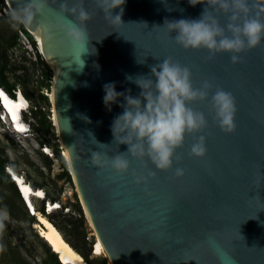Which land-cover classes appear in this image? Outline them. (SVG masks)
Masks as SVG:
<instances>
[{"label": "water", "instance_id": "obj_1", "mask_svg": "<svg viewBox=\"0 0 264 264\" xmlns=\"http://www.w3.org/2000/svg\"><path fill=\"white\" fill-rule=\"evenodd\" d=\"M7 1L11 10L24 3ZM62 2L49 0L51 13L36 17L29 29L52 66L56 133L104 256L111 264H264V42L233 64L229 53L185 50L175 42L174 32L158 28L165 19H199L204 4L125 0L122 23L114 27L96 0H88L83 6L91 15L86 23L89 52L83 53L63 43L58 28L50 39L35 32L39 25L56 24L55 5L60 8ZM74 2L67 0L69 7ZM118 14L120 9L112 10L113 16ZM215 15L226 27L228 17ZM167 58L191 70L194 87L207 80L212 92L222 88L232 93L237 112L229 134L214 120L212 93L208 101L191 104L208 121L204 132L195 134L206 136V156L190 155L194 136L188 135L176 151L180 162L174 160L173 168L164 172L132 159L128 146L114 141L111 125L123 109L113 104L108 111L103 86L115 83L118 92L130 89L137 96L141 90L126 76H149L151 66ZM94 151L109 157L124 153L129 172L116 176L94 165ZM176 167L185 170L183 176L174 175ZM133 171L156 175L137 184Z\"/></svg>", "mask_w": 264, "mask_h": 264}, {"label": "clouds", "instance_id": "obj_2", "mask_svg": "<svg viewBox=\"0 0 264 264\" xmlns=\"http://www.w3.org/2000/svg\"><path fill=\"white\" fill-rule=\"evenodd\" d=\"M96 2L99 10H103L105 18L114 27L122 23L125 0ZM188 3L193 7L198 4L206 5L199 19H165L163 27H158L166 28L169 33L174 32L175 42L183 49L207 50L210 56L229 53L231 62L236 64L241 61L242 53L255 49L264 42V0H188ZM83 4L84 0H76L69 7L67 0H63L57 12L56 24L39 25L35 28L36 34L50 39L53 28H58L63 32V43L88 53L86 23L91 19V15ZM48 6L49 0H24L21 6L10 10L13 27H32L36 17L43 15ZM114 9H120V14L113 16ZM215 13H223L228 17L226 27L220 26ZM69 16L71 19H68ZM126 79L141 90L139 95H131L130 89L118 92L115 83L103 86V103L108 111H111L113 104L123 109L122 113L114 118L111 132L114 141L128 146V156L142 163H150L156 171H169L173 168L174 160L176 163L180 162L181 158L176 155V151L183 147L188 135L194 136L190 155L201 159L206 156V136L195 134L203 133L208 127V121L203 112L194 110L190 105L208 101L210 93V104L218 127L229 134L235 130L237 107L232 93L222 88H216L212 92L213 84L207 80L199 88L194 87L191 70L171 58L151 66L149 76H126ZM0 92L7 94L2 87ZM121 98L123 103H120ZM3 106L8 110L5 102ZM1 115L2 113L0 122L6 127ZM10 116L12 117L11 114ZM96 144L106 145L97 141ZM92 163L101 169H111L116 176H123L130 169V160L124 153L109 157L107 153L94 151ZM156 171L148 172L147 176L133 171L132 176L137 184L146 183L149 177L156 175ZM184 173L183 168H175V176L180 177ZM10 178L14 182L15 179L11 176ZM15 183L17 184L16 180ZM36 199L41 200L43 211L39 209L41 205L35 204L34 207L46 217L50 215L45 205L48 197L42 194ZM24 200L28 213L36 218L32 206Z\"/></svg>", "mask_w": 264, "mask_h": 264}, {"label": "rangeland", "instance_id": "obj_3", "mask_svg": "<svg viewBox=\"0 0 264 264\" xmlns=\"http://www.w3.org/2000/svg\"><path fill=\"white\" fill-rule=\"evenodd\" d=\"M2 3L4 5V0H2ZM7 11L10 13V10L8 8ZM16 29L17 27H13V22L11 21L10 15L6 12L0 11V35L12 36ZM24 44H26V46L29 45L25 38L23 40V37L18 31L15 45L7 50L10 64L15 68V71L18 75L23 76L24 74L28 76V78L30 79V86H36L41 81L46 82L44 76L42 75V72L46 68L51 69L50 77H52V68L46 63L45 60L43 64L40 56L34 51V49L29 50L28 46L25 47ZM9 78L12 80V76L10 74ZM43 106L46 107V104L43 103ZM28 117L31 118L30 121L31 124H33L34 119L31 117L30 113H26L24 115V118ZM7 126L8 128H6L0 122V157H5L8 160L7 164L12 165L18 172H23L26 176V179H29L31 183H34L39 187L42 185L48 186L56 199H58L63 205L70 206V208L77 211L75 205L80 206V199L78 193L76 192L75 184L71 180V178L70 180H67L64 177H56V175L60 173L59 161L57 159V152L52 146H50V144H46L51 148L54 155L53 158H50L47 155V157L51 159L50 167H48L43 161L42 154L38 149L39 141H41L43 138L42 132H37L35 131V129H33L34 138L24 140L21 137H15L13 133H11L9 125ZM46 138L49 139V142L51 144L58 143L54 128L51 129L50 134H48ZM58 153L60 154V150L58 151ZM6 200H9L10 202H6ZM20 200L24 205L21 196ZM20 200L11 189H9L5 185H0V223L5 229L6 234L8 235V239L11 241V244L13 246H17L22 255H24L29 261H31L32 264H43V261L46 257L45 249L39 239H34L30 235L28 221L22 216V211L20 210ZM34 201L38 206L42 204L41 200L39 199H34ZM7 203H11V205L13 204L12 208L15 210L14 216L9 214V212L4 208L3 205H6ZM60 212L63 213V211L56 210L50 215H52L53 219L60 226H62L63 217ZM35 224H32L31 227L34 228ZM84 228L86 229L87 241L89 242V244L94 243L96 239L95 233L86 221L84 222ZM62 229L70 240L77 244V246L84 249V246L72 236L70 230H68L67 228ZM5 249L6 248H3L2 250L5 251ZM102 255L104 256V254H93L90 257L95 258L96 256ZM3 259L5 261H0V264H5L7 261L10 262L8 260L9 256H7L6 258L4 255ZM108 264L111 263L108 262Z\"/></svg>", "mask_w": 264, "mask_h": 264}, {"label": "trees", "instance_id": "obj_4", "mask_svg": "<svg viewBox=\"0 0 264 264\" xmlns=\"http://www.w3.org/2000/svg\"><path fill=\"white\" fill-rule=\"evenodd\" d=\"M0 11L6 12L10 15V13L7 11V8L5 6V4L3 5L2 0H0ZM22 32L23 34H25L28 39L30 40L31 44L33 45L34 41L32 39V36L30 35V33H28V31L23 27V26H18L16 31H14V34L12 36H3L0 35V87H2L7 93H9L11 96H14V91L16 90L17 86L20 88V92L22 93V95L28 99V101L31 103V108H30V115L31 117L34 119L33 122V128L35 129V131H41L43 134V138L41 141H39L40 144H50V146H52L54 148V150L57 152V159L59 161L60 166L63 168L60 173H58L56 175L57 178H66L67 180H70L71 176L66 168V163L64 161V159L62 158V156L58 153L59 148L57 147L58 143H53L51 144L49 142V139L46 138V136L48 134H50L51 129H53V126L51 125V122L49 121V119L47 118V114L46 111H44L42 109L43 107V103H45L46 105H48L47 102V98L46 96H44L41 92H40V86L41 85H45L46 87L49 85L48 79H50L51 76V69H45L42 74L44 76V79L46 80V82L41 81L39 84H37L36 86H30V79L28 78L27 75L21 76L18 75L15 71V68L10 64V60H9V55L7 53V50L12 48L15 43H16V36L17 33ZM41 58L42 63L44 64V59L42 58V56L40 55V53L38 51H35ZM9 74L12 76V80L9 78ZM1 109V107H0ZM43 161L44 163L50 167L51 165V159L48 158L46 155H43ZM8 163V160L5 157H0V185H5L7 186L9 189H11L16 196L19 198L20 200V195H18L17 189L15 187L14 182L11 180L10 176L6 173V171L4 170V165ZM14 171V170H13ZM15 172V171H14ZM55 184V183H54ZM31 187V185H29ZM32 186L34 188L38 187V185H35L34 183H32ZM32 188V187H31ZM33 190H38L40 188H36ZM41 190V189H40ZM48 198H50L51 200H55L56 197H54V195H46ZM5 198V196H4ZM35 198H33L32 202L33 205L35 206ZM21 201V200H20ZM6 202H10L9 200ZM4 208L9 212V214H11L12 216H14L15 210L12 208L13 204H6L3 205ZM25 205H23L22 201H21V206H20V210L22 211V216L28 221L29 224V228H30V235L32 236V238L34 239H39L45 249V253H46V257L45 260L43 261V264H63L59 261L56 253L54 251H52V249L50 248L49 244L47 243V241L39 235V233L37 232V228H33L31 227L32 224L37 223V219L33 216V215H29L27 212L26 207H24ZM77 208V212H79L80 216H73V215H68L65 213H61L62 217H63V224L62 226H60L52 217V215H47V219L49 220V222L53 223L57 228V231L60 233H62L63 235V239L66 240V243H68V245L79 255H81V257L83 258V260L87 263V264H108L109 260L107 257L105 256H96L95 258L90 257L91 255H93L94 253L92 252V244L87 241L86 239V229L84 228V222H85V217L82 213V209L80 208L79 205H75ZM35 208V207H34ZM41 211H43V207L41 205V207L39 208ZM35 210H37L35 208ZM39 211V210H37ZM54 210H52L51 212H54ZM50 212V213H51ZM53 225V226H54ZM54 226V227H55ZM62 228H67L68 230L71 231L72 236L74 238H76L80 244H82L84 246V249H82L81 247L77 246V244H75L72 240H70L65 232H63ZM37 229V230H36ZM59 229V230H58ZM61 235V236H62ZM94 244V243H93ZM6 248L5 251H3L2 249ZM5 257L7 258V256H9V261L10 262H6L5 264H32L31 261H29L24 255H22V253L19 251V248L17 246H13L11 244V241L8 239V235L6 234L5 229L2 227V224L0 223V261H5L3 258ZM95 255H101V254H95Z\"/></svg>", "mask_w": 264, "mask_h": 264}, {"label": "built area", "instance_id": "obj_5", "mask_svg": "<svg viewBox=\"0 0 264 264\" xmlns=\"http://www.w3.org/2000/svg\"><path fill=\"white\" fill-rule=\"evenodd\" d=\"M27 30V29H26ZM28 33H30L29 31H28ZM31 34V33H30ZM20 35L23 37V40H24V38L27 40V43L29 44V45H27L28 46V49L29 50H33L34 49V51H37L38 49H39V47L37 46V42L36 41H34L33 43V48H32V46H31V42H30V40L28 39V37L25 35V34H23L22 32H20ZM23 42V41H22ZM25 45V47H27L26 46V44H24ZM27 49V48H26ZM39 53L41 54V56H42V53H41V51H39ZM43 75V74H42ZM48 82H49V85L46 87L45 85H41L40 86V92L44 95V96H46V98H47V102H48V105H46V107H42V109L44 110V111H46V114H47V118L49 119V121L51 122V125L53 126V128L55 129V133H56V124H55V121H54V113H53V106H52V100H51V90H52V82H53V76L52 77H50V79H48ZM21 92H20V88L17 86V88H16V90L14 91V96H11L9 93H7V94H5L8 98H10V99H18V97L19 96H21L22 97V99H23V103L19 106V108H18V111H19V113H20V120L22 121V123L25 125V126H23L22 128H19V127H17L16 126V124H15V121H14V119H13V117H11L10 116V114H9V112H8V110H6L5 109V107L3 106L4 105V101H2V98H1V101H0V103L2 104V106L4 107V109L8 112V116L6 115V113H5V110L4 109H2V107H1V109H0V113H2V115H1V117H2V119H3V121L5 122V125H6V128H8V126L7 125H9V128H10V131H11V133H13V135L15 136V137H21V138H23L24 140H27V139H33L34 138V128H32V126H33V124H31V121H30V119L31 118H24V115L26 114V113H30V108H31V103L28 101V99L27 98H25L23 95H22V93L20 94ZM20 94V95H19ZM56 135H57V133H56ZM57 142H58V148H59V150H60V155L62 156V158L64 159V161H65V163H66V168H67V170H68V172H69V174H70V176H71V180L73 181V176H72V173H71V171L69 170V166H68V163H67V160H66V157H65V155H64V149H63V147H62V145H61V143H60V141H59V138H58V136H57ZM25 148V147H24ZM38 149L40 150V152H41V154H43V155H48L50 158H53L54 157V155H53V153H52V150H51V148L50 147H48L46 144H38ZM59 169H60V171L63 169L61 166H60V164H59ZM15 171V173L16 174H18L20 177H21V179L23 180V181H25V182H27L29 185H31L32 186V183H31V181L29 180V179H26V176H25V174L23 173V172H18L17 170H15V168L12 166V165H5V171L13 178V179H15V177H14V175H13V172L12 171ZM16 180V179H15ZM16 182H17V180H16ZM74 182V181H73ZM18 186V187H17ZM36 188H40L42 191H43V195H53L52 194V192H51V190H50V188L48 187V186H44V185H42V186H40V187H36ZM35 188V189H36ZM16 189H17V191H18V193L19 194H22V193H20V191H21V189L19 188V185H18V182H17V185H16ZM22 192V191H21ZM50 203H52L51 204V206H57V208L55 209V211L56 210H61V211H63V213H65V214H68V215H73V216H75V217H77V216H80V214H79V212H77L76 210H73L72 208H70V206H65V205H63L58 199H55V200H51L50 198H48V201H45V205H46V211H47V213L48 214H51V213H53V212H49L48 211V208L50 207ZM27 207V206H26ZM80 207H81V209H82V213H83V215H84V217H85V221L89 224V226L91 227V225H90V223H89V221H88V219H87V217H86V214H85V210H84V207H83V204H82V202L80 201ZM91 229H92V227H91ZM93 230V229H92ZM93 251H94V249H93Z\"/></svg>", "mask_w": 264, "mask_h": 264}, {"label": "bare ground", "instance_id": "obj_6", "mask_svg": "<svg viewBox=\"0 0 264 264\" xmlns=\"http://www.w3.org/2000/svg\"><path fill=\"white\" fill-rule=\"evenodd\" d=\"M4 4L9 10H11L10 5H9L7 0H4ZM27 31H29L31 33L30 35H32L33 41L37 42V46L39 47V49L37 51L38 52L39 51L42 52L40 44L38 42V39L34 35L33 31L31 29H29V28H27ZM50 66H51V64H50ZM53 75H54V73H53ZM0 94H1V92H0ZM1 97L3 98V101H5V99L7 100V107H8L9 114H11L12 117H13V113L15 114L14 121H15L16 126L19 127V128H22L23 126H25L22 123V121L20 120V113L18 111L19 106L24 102L22 97L19 96L17 100L16 99H10L5 94H1ZM0 106L2 107V109H4V107L2 106L1 103H0ZM8 112L5 110V113H6L7 116H8ZM54 121H55V119H54ZM55 124H56V122H55ZM56 129H57V126H56ZM57 132H58V130H57ZM59 141L61 143L60 138H59ZM61 145H62V143H61ZM62 147H63V145H62ZM63 149H64V155L66 157V160H67V163H68V166H69V170L71 171L72 176H73V181H74V184H75L76 192L78 193V195L80 197V194L78 192V188H77V185H76V181H75V178H74V175H73V172H72V168H71V165H70V161H69V157H68L67 151H66V149L64 147H63ZM12 172H13V175H14L15 179L18 182L19 188L22 191V192L20 191V193H22L20 195H21L23 201H25L24 199H26L30 203L32 208H33V213H34V215L36 216V219H37V223L35 224V228L38 229L39 235L42 236L47 241V243L49 244V246L52 249V251H54L56 253L59 261L61 263H63V264H87L82 259V257L79 254H77L68 245V243H66V241L62 238V236L57 231V229L53 226L52 223L49 222V220L44 216V214L41 213L40 211L35 210L32 200L35 197L36 198H40L42 196L43 191L40 190V189L33 190L29 186V184L27 182H25V181H23L21 179V177L18 174H16L14 171H12ZM14 182H15V180H14ZM80 200H81V197H80ZM81 202H82V200H81ZM51 204L52 203L49 204L50 205V207L48 208L49 212H51L52 210L57 208V206H51ZM83 207H84V205H83ZM84 210H85V208H84ZM85 214H86V217H87V219L89 221V218H88V215L86 213V210H85ZM89 223H90V221H89ZM94 244H93V249H95L93 251L94 254H105V252H104V250H103V248H102V246H101V244H100V242H99L97 237H96V239L94 241Z\"/></svg>", "mask_w": 264, "mask_h": 264}, {"label": "snow or ice", "instance_id": "obj_7", "mask_svg": "<svg viewBox=\"0 0 264 264\" xmlns=\"http://www.w3.org/2000/svg\"><path fill=\"white\" fill-rule=\"evenodd\" d=\"M85 3L88 2V0H84ZM55 8L58 10L59 9V4L55 5ZM52 11V8L50 6H48V9H47V13H51ZM5 105L7 106V100L5 99ZM13 119H15V114L13 113Z\"/></svg>", "mask_w": 264, "mask_h": 264}]
</instances>
